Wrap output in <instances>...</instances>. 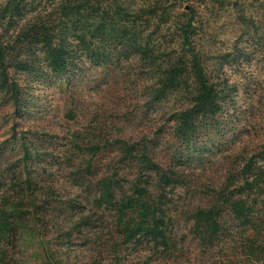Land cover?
<instances>
[{
    "label": "rangeland",
    "instance_id": "374dc122",
    "mask_svg": "<svg viewBox=\"0 0 264 264\" xmlns=\"http://www.w3.org/2000/svg\"><path fill=\"white\" fill-rule=\"evenodd\" d=\"M194 16L196 48L216 84L219 110L210 118L197 117L191 131L178 130L168 119L170 111L186 104L182 91L150 101L154 75L128 44L107 31L73 46L84 49L70 53L64 72H52L40 51L28 70L10 71V81L18 84V103L0 88V171L7 187L31 176L33 188L45 195V205L30 220L33 234L24 233L0 264L108 263L97 261L98 251L89 242L95 230L101 241L110 238L103 224H90L80 232L73 225L81 208L88 212V182L92 187L114 166L124 176L123 184L138 172L134 162L115 164L118 150L113 148L95 155L92 175H85L88 158L80 162L82 155L71 148L75 136L83 141L102 138L101 143L152 136L156 160L177 172L178 182L166 189L175 247L171 252L162 247L151 251L152 244L144 239L129 248L122 264H264V192L251 195L256 199L254 223L240 222L223 207L222 230L210 248L198 247L189 230L197 207L208 205L225 179L235 180L264 142V5L230 0L224 8L198 6ZM152 31L163 42L176 33L173 24L169 30ZM24 144L33 155L36 149L38 158L22 160ZM151 189L159 191L154 184Z\"/></svg>",
    "mask_w": 264,
    "mask_h": 264
},
{
    "label": "trees",
    "instance_id": "16d2710c",
    "mask_svg": "<svg viewBox=\"0 0 264 264\" xmlns=\"http://www.w3.org/2000/svg\"><path fill=\"white\" fill-rule=\"evenodd\" d=\"M229 1L0 0V88L10 91V98L17 105L18 84L14 79L10 81L11 70H28L31 61H35L33 55L40 51L52 72H64L70 53L84 49L81 46L75 50L73 46L85 45L87 36L101 37L107 31L111 37L128 44L126 47L154 75L155 80L148 90L150 101L159 102L172 92L182 91L186 104L170 111L168 119L175 121L178 130L191 131L197 117L210 118L219 110L216 84L206 73L194 40L195 11L198 6L208 4L224 8ZM256 1L264 5V0ZM176 16L177 22L171 23ZM172 24L176 33L170 35L169 40L163 37L164 42L152 31L169 30ZM83 139L75 136L71 148L82 155L80 162H85L87 156L83 167L85 175H92L95 155L113 148L118 150L115 164L134 162L138 172L128 184H123L124 176L118 172L119 167L112 166V172L102 174L92 187L89 182L86 186L90 188L85 198L89 204L88 212L81 208L73 226L78 232L93 223H97L92 225L94 228L103 224L107 229L108 240L101 241L98 230L89 236L93 249L98 251L97 261L103 259L107 264H122L129 248L135 249L144 239L152 244L151 251L162 247V251L171 252L175 238L166 189L178 182L174 178L177 172L171 167L164 168L156 160L152 136L133 140L108 138L103 143L102 138ZM23 146L22 160L38 158L36 149L33 155L26 144ZM237 175L235 180L233 177L225 179L218 191L214 190L211 202L198 206L194 212L189 230L198 247L210 248L219 237L223 207H227L233 218L240 222L254 223L251 213L256 199L251 195L253 191L264 192V142L247 158ZM85 178L81 176V179ZM5 181L0 171V260L24 233L27 237L33 234L30 220L39 217V211L45 205V195L40 188H33L31 176L17 180L16 186L7 187ZM234 182V188L229 191ZM153 184L159 191L151 189Z\"/></svg>",
    "mask_w": 264,
    "mask_h": 264
}]
</instances>
